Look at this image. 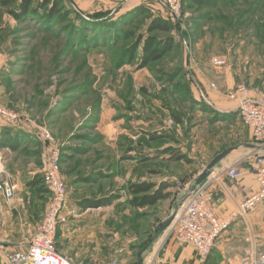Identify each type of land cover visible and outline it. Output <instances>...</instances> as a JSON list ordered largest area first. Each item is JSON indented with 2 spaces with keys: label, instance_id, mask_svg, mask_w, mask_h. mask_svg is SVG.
I'll return each instance as SVG.
<instances>
[{
  "label": "rangeland",
  "instance_id": "rangeland-1",
  "mask_svg": "<svg viewBox=\"0 0 264 264\" xmlns=\"http://www.w3.org/2000/svg\"><path fill=\"white\" fill-rule=\"evenodd\" d=\"M55 1L63 11L76 9L113 18L105 24L108 30L93 37L94 33L81 29L74 15L70 19L76 25L58 18L45 21L42 16L16 21L10 8H0V105L39 119L66 155L60 170L68 189L67 211L72 215L59 225L57 255L83 264L111 260L136 264L138 253L144 264L177 262L179 242L169 229L157 232L159 224L180 209L184 190L215 156L240 148L241 141L249 143L243 145L248 149L254 144L246 139L237 112H225L213 104L208 93L215 91L212 82L201 81L198 74L217 69L213 58L232 53L250 38L253 28H264V0H212L214 8L186 0L179 18L158 0ZM156 17L174 25L170 34H158L173 37V52L145 69L138 68L141 56L118 68L124 48L145 33ZM31 131L33 136L21 138L16 151L0 149L6 173L19 186L15 197H21V182L26 184L42 173L46 164L49 146ZM247 162L252 164L253 158ZM162 181L176 184L169 200L145 209L129 206L131 184ZM116 195L120 198L109 207H81L83 201ZM41 199L42 214L36 215L35 228L40 227L49 201L47 191ZM0 203L11 209L10 225L19 232L15 238L20 243L4 242L8 223L3 226V219L8 214L0 209V264H4L6 253L21 252V205L14 210L1 196ZM70 242L73 253L66 251ZM195 260L187 254L186 264ZM196 264L216 262L210 257Z\"/></svg>",
  "mask_w": 264,
  "mask_h": 264
},
{
  "label": "built area",
  "instance_id": "built-area-1",
  "mask_svg": "<svg viewBox=\"0 0 264 264\" xmlns=\"http://www.w3.org/2000/svg\"><path fill=\"white\" fill-rule=\"evenodd\" d=\"M160 6L176 18L183 13V0H158ZM212 64L216 68L225 67L227 61L215 57ZM215 89V85L212 84ZM226 97L234 104L242 123L251 131L254 145L264 146V97L254 99L250 96L246 84H239ZM0 122L7 126L29 128L35 131L39 138L47 143L48 154L42 171L43 183L48 190L49 201L43 214L38 234L33 239L28 251L7 254L4 264H83L72 262L67 257L57 255V235L59 225L65 223L72 212L68 210V189L61 174L62 150L56 142L51 130L40 124L39 119L22 115L19 112L0 105ZM253 158V172L258 184V190L240 203L225 219L216 215L212 204L213 193L210 190L211 177L198 189H193L194 183L184 190V201L175 213V218L169 227L170 235L174 234L181 245H191L196 252L197 262H205L210 258L217 240L228 229L233 219L246 218L250 211L255 210L264 202V151H252L247 159ZM246 159V160H247ZM240 163L227 166L225 174L231 182H236L241 176ZM219 180V178H217ZM16 186L6 173L4 162L0 156V195L6 201L16 196ZM244 258L229 264H264V251L258 249L255 237L247 240ZM106 264H120L111 260Z\"/></svg>",
  "mask_w": 264,
  "mask_h": 264
},
{
  "label": "crops",
  "instance_id": "crops-1",
  "mask_svg": "<svg viewBox=\"0 0 264 264\" xmlns=\"http://www.w3.org/2000/svg\"><path fill=\"white\" fill-rule=\"evenodd\" d=\"M217 57L224 58L227 61V65L212 70L206 75L202 74L201 71H199L198 74L201 81L205 83L208 81L210 83L211 81V84L214 83L215 91H208L214 105L221 106L225 112H234V104L231 101L228 103V100L227 102H224V97H226L225 94L227 92L232 91L239 84L247 85L252 98L258 99L264 97L263 38L253 36L242 40L232 53L223 52ZM201 91L202 89L199 88V92L202 95ZM243 127L245 128V132H247L246 139L252 140L251 131L244 124ZM21 129L29 130V135H27L30 136L31 134V136H33L32 131L29 128L23 126ZM56 142L58 143L57 140ZM245 144L247 145L249 143L241 141L240 145L242 146L238 150L233 151L212 172V177L210 179V190L213 193L212 204L215 208L216 215L221 220H225L230 215L234 210L236 203L244 201L258 190V184L253 172V163L248 165L245 164L248 163L246 159L252 152L250 148L248 149L243 146ZM232 163H240L239 168L241 176L236 182H231L225 174L227 166ZM217 178H219V180H217ZM14 184L16 188H19L15 182ZM26 184L21 182V197L17 196L12 199L10 201L11 205L8 203L10 207H16L14 210H18L17 208H20L21 205V252L28 251L30 244L38 234L39 224H36L38 228H35V219L36 215L39 217L42 214V199L26 187ZM28 192H30V194ZM0 209L3 213L8 214L7 217L3 219V226L8 223L7 227L4 228L5 231L3 235L7 238L4 242L9 245L20 244L15 238L16 236H19V232L14 231L10 225L11 219L9 218V214L11 209L4 206L2 203H0ZM164 222L165 221L160 224ZM252 235L255 237L258 249L263 251L264 202L255 210L250 211L246 218L237 217L232 220L228 229L225 230L220 239L217 240V244L212 250V253H214L213 255L211 253L210 257L216 262V264H229L242 260L244 258L245 248L248 244L247 240ZM177 246L179 248L177 262L171 259H166L160 260L158 264H186L187 254H192L196 258V252L193 246L179 244H177ZM66 249L67 253H69V251L73 253L74 243L70 242V245L66 246ZM97 249L100 250V246H98ZM196 262L197 258L194 264H196Z\"/></svg>",
  "mask_w": 264,
  "mask_h": 264
},
{
  "label": "trees",
  "instance_id": "trees-1",
  "mask_svg": "<svg viewBox=\"0 0 264 264\" xmlns=\"http://www.w3.org/2000/svg\"><path fill=\"white\" fill-rule=\"evenodd\" d=\"M185 2L186 0H183V10L185 8ZM193 3L200 7L214 8L215 6V3L212 0H193ZM13 5L16 7L11 9ZM0 8H10L9 14L16 21H23L25 18L29 17L38 18L42 16V19L45 21L50 22L55 18H58L63 21L70 20L72 25H76V23L72 22L70 19V16L74 15L76 22L81 23V29L94 33L93 37H97L95 34L100 30L103 32L104 30H108L105 24H111L113 21V18L106 17L105 15H86L82 13V11L80 12L76 9H65L63 11L59 7V3L55 0H46L42 3L37 2V0H0ZM141 11L143 12V10ZM115 27V23L109 26L111 31ZM173 29L174 25L164 18L162 19L161 17H156L151 19L146 27L145 33L137 36L133 43L124 48L118 59L117 67L122 68L126 65L134 63L137 61L138 56H141L138 64L139 69L148 68L149 66L163 60L168 54L173 52L175 48V41L173 37L169 35L160 38L158 37V34H170ZM263 30V27L253 28L252 35H250V37L255 36L264 38L261 35ZM200 96L203 97L201 94ZM0 128L2 129L0 135V149H3L6 146V148H9L10 150L16 151V148L19 147L21 138H27V134L25 132L23 133L26 129H21L15 126H7L1 122ZM153 137V140L159 138ZM64 156H66L65 152L62 151L61 164ZM178 158L184 159V156ZM186 161L190 162L189 160ZM26 186L38 197L40 196V198L43 192H48L43 183L42 173L35 174ZM175 187L176 184L170 181H162L159 184L153 182H139L131 184L127 189V193L130 196L128 204L136 209L154 207L160 202L169 200L172 197V190ZM119 196L120 195L99 198L96 200H86L81 203V207L83 209H99L109 207L115 200L120 198Z\"/></svg>",
  "mask_w": 264,
  "mask_h": 264
},
{
  "label": "water",
  "instance_id": "water-1",
  "mask_svg": "<svg viewBox=\"0 0 264 264\" xmlns=\"http://www.w3.org/2000/svg\"><path fill=\"white\" fill-rule=\"evenodd\" d=\"M249 148H251L253 151H264V146H257V145H249ZM239 147H231L224 151H222L220 154L215 156V158L210 162V164L206 167L204 172L195 180L193 187H191V191L193 189L198 190L212 175V171L218 167L233 151L238 150ZM175 218V214H173L168 220H166L164 223H162L159 227V230L157 232L163 233L169 227L171 226L173 220ZM140 264L141 260H140Z\"/></svg>",
  "mask_w": 264,
  "mask_h": 264
},
{
  "label": "flooded vegetation",
  "instance_id": "flooded-vegetation-1",
  "mask_svg": "<svg viewBox=\"0 0 264 264\" xmlns=\"http://www.w3.org/2000/svg\"><path fill=\"white\" fill-rule=\"evenodd\" d=\"M140 260H141V263H143V257H142V254L141 253H138L137 256H136V264H140Z\"/></svg>",
  "mask_w": 264,
  "mask_h": 264
},
{
  "label": "bare ground",
  "instance_id": "bare-ground-1",
  "mask_svg": "<svg viewBox=\"0 0 264 264\" xmlns=\"http://www.w3.org/2000/svg\"><path fill=\"white\" fill-rule=\"evenodd\" d=\"M90 33V32H89Z\"/></svg>",
  "mask_w": 264,
  "mask_h": 264
}]
</instances>
